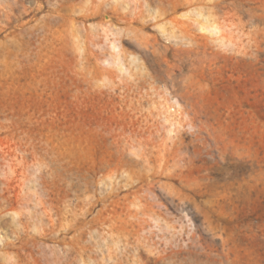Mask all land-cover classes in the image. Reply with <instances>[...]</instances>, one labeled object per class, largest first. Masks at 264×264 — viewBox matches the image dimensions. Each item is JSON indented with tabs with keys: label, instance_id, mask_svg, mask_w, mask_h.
<instances>
[{
	"label": "rangeland",
	"instance_id": "rangeland-1",
	"mask_svg": "<svg viewBox=\"0 0 264 264\" xmlns=\"http://www.w3.org/2000/svg\"><path fill=\"white\" fill-rule=\"evenodd\" d=\"M0 264H264V0H0Z\"/></svg>",
	"mask_w": 264,
	"mask_h": 264
}]
</instances>
